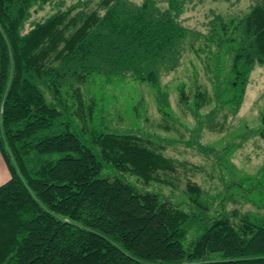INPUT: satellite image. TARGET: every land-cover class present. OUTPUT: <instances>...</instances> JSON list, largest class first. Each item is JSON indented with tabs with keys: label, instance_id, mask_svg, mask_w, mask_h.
I'll list each match as a JSON object with an SVG mask.
<instances>
[{
	"label": "trees",
	"instance_id": "1",
	"mask_svg": "<svg viewBox=\"0 0 264 264\" xmlns=\"http://www.w3.org/2000/svg\"><path fill=\"white\" fill-rule=\"evenodd\" d=\"M50 1L0 0V152L11 176L0 186V264H264V216L218 218L185 246L189 213L102 177L114 170L165 184L177 164L133 133L97 130L96 103L79 98L75 109L63 93L67 76L109 75L98 62L129 71L137 53L165 58L186 29L169 12L153 16L148 3L126 11L120 0H103L90 14L73 15L74 5L22 34L31 10ZM221 30H233L223 42L242 30L248 43L232 63L238 107L252 68L264 66V1ZM139 75L158 86L155 73ZM208 101L198 92L194 105ZM187 193L200 205L199 186Z\"/></svg>",
	"mask_w": 264,
	"mask_h": 264
},
{
	"label": "rangeland",
	"instance_id": "2",
	"mask_svg": "<svg viewBox=\"0 0 264 264\" xmlns=\"http://www.w3.org/2000/svg\"><path fill=\"white\" fill-rule=\"evenodd\" d=\"M101 1L51 0L34 7L22 25V34L74 5L73 15L90 14L99 10ZM120 1L126 11L148 3L155 17L171 13L186 29L185 37L163 59L137 53V62L129 71L115 63L98 62L95 65L109 75L95 74L82 82L67 76L63 93H68L75 109L79 98L96 103L93 126L97 130L133 133L150 141L176 162L177 171L162 175L165 184L145 185L134 175L114 170L102 177L118 178L189 213L192 220L185 246L218 218L237 222L246 214L264 216V66L254 65L242 102L233 105L229 91L233 57L248 43L241 41L242 30L235 35L236 42H223L233 30L226 36L221 30L223 24L244 19L264 0H175L174 6L171 0ZM49 65L59 64L51 60ZM149 73L158 77L157 87L137 78ZM41 88L52 104V94L45 86ZM198 92L209 99L200 109L194 105ZM0 157L10 175L2 154ZM189 184L201 188L200 205L188 195Z\"/></svg>",
	"mask_w": 264,
	"mask_h": 264
},
{
	"label": "crops",
	"instance_id": "3",
	"mask_svg": "<svg viewBox=\"0 0 264 264\" xmlns=\"http://www.w3.org/2000/svg\"><path fill=\"white\" fill-rule=\"evenodd\" d=\"M1 153V152H0ZM1 155V154H0ZM0 167L2 168V172L0 173V180H3L2 183H0V186L8 182L11 178L8 172L5 170V164L2 162L1 157H0Z\"/></svg>",
	"mask_w": 264,
	"mask_h": 264
}]
</instances>
